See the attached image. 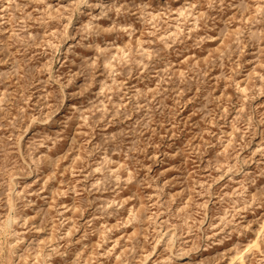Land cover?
<instances>
[{
  "label": "rangeland",
  "instance_id": "obj_1",
  "mask_svg": "<svg viewBox=\"0 0 264 264\" xmlns=\"http://www.w3.org/2000/svg\"><path fill=\"white\" fill-rule=\"evenodd\" d=\"M0 264H264V0H0Z\"/></svg>",
  "mask_w": 264,
  "mask_h": 264
},
{
  "label": "bare ground",
  "instance_id": "obj_2",
  "mask_svg": "<svg viewBox=\"0 0 264 264\" xmlns=\"http://www.w3.org/2000/svg\"><path fill=\"white\" fill-rule=\"evenodd\" d=\"M254 248V247H253ZM242 261V260H241Z\"/></svg>",
  "mask_w": 264,
  "mask_h": 264
}]
</instances>
